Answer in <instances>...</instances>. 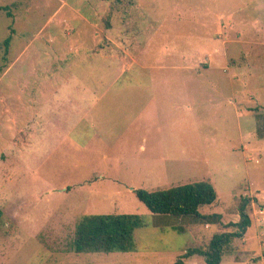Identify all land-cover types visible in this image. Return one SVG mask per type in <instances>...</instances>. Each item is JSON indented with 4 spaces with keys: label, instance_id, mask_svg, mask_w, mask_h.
I'll return each mask as SVG.
<instances>
[{
    "label": "rangeland",
    "instance_id": "374dc122",
    "mask_svg": "<svg viewBox=\"0 0 264 264\" xmlns=\"http://www.w3.org/2000/svg\"><path fill=\"white\" fill-rule=\"evenodd\" d=\"M205 180L220 222L132 193ZM243 197L220 264H264V0H0V264H172ZM118 214L144 222L133 251L71 249L82 216Z\"/></svg>",
    "mask_w": 264,
    "mask_h": 264
},
{
    "label": "trees",
    "instance_id": "16d2710c",
    "mask_svg": "<svg viewBox=\"0 0 264 264\" xmlns=\"http://www.w3.org/2000/svg\"><path fill=\"white\" fill-rule=\"evenodd\" d=\"M9 41L5 39L2 43L5 49ZM132 193L153 216L191 218L210 224L221 219L220 215L200 213L201 208L217 202L216 191L209 180L151 191L138 189ZM251 202L250 198H240L237 222L222 225L225 231L214 234L205 249L187 250L172 264H185L194 255L202 257L204 264H220L222 258L231 251L233 242L241 240L250 228L248 209ZM2 215L0 210V219ZM143 227L141 216L135 214L85 215L75 225L71 249L76 253L131 252L134 250V233Z\"/></svg>",
    "mask_w": 264,
    "mask_h": 264
}]
</instances>
